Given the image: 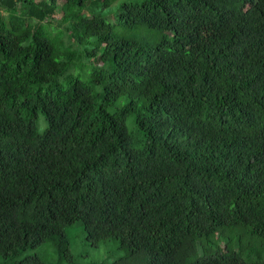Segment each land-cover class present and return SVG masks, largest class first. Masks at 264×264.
<instances>
[{"label":"trees","instance_id":"1","mask_svg":"<svg viewBox=\"0 0 264 264\" xmlns=\"http://www.w3.org/2000/svg\"><path fill=\"white\" fill-rule=\"evenodd\" d=\"M113 1L0 0V264H264V0Z\"/></svg>","mask_w":264,"mask_h":264},{"label":"rangeland","instance_id":"2","mask_svg":"<svg viewBox=\"0 0 264 264\" xmlns=\"http://www.w3.org/2000/svg\"><path fill=\"white\" fill-rule=\"evenodd\" d=\"M123 1L124 0H115L113 1L111 7H107L103 9L102 15L104 16L107 15V19L113 25L114 35L116 37H128V38L133 37L135 39L142 41L156 40L157 37L154 34L155 32L153 30H150L149 28L146 27L128 28L117 23L116 19H114L113 13L115 14L116 8ZM61 17H62L61 14L57 15L58 19H60ZM54 22L56 21L53 20L52 23ZM54 25L55 27L54 26L45 27V31L49 33L48 34L49 37L53 38L54 43L58 46L59 49H61L63 47L61 44L62 41L64 42L65 40H67V38L64 37L63 34L64 30L57 27L58 23L56 22ZM67 46L71 47L69 44ZM91 46H95V44L92 42ZM102 52H103V44L101 45L99 44V47L96 49V54L94 57L98 58ZM77 68L75 73L80 74L82 78H84L87 74L90 73L89 71H87V73L84 74V70H86L85 68H80L78 66ZM42 121L43 118L41 117L39 122L42 123ZM127 124L128 126H130V120H128ZM64 235L69 241V249L76 263L77 262L84 263L89 261L92 262V261H100V260L112 261V260H116L118 258V255H120V253L116 250V243L112 239L100 242L97 246H92L89 243H87L85 241V236L82 231V226L80 223H75L74 225L67 227ZM34 252L40 257H42L45 260V262H48L50 264L56 262V258H58L54 247L49 242H45ZM61 264H70V263L62 262Z\"/></svg>","mask_w":264,"mask_h":264}]
</instances>
